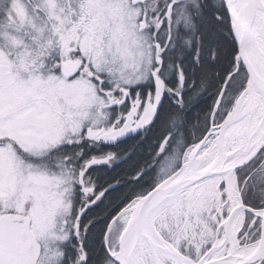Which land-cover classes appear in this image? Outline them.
<instances>
[{"label": "snow or ice", "instance_id": "6c2138e0", "mask_svg": "<svg viewBox=\"0 0 264 264\" xmlns=\"http://www.w3.org/2000/svg\"><path fill=\"white\" fill-rule=\"evenodd\" d=\"M0 264H264V0H0Z\"/></svg>", "mask_w": 264, "mask_h": 264}]
</instances>
